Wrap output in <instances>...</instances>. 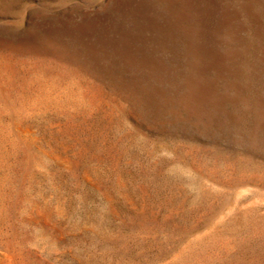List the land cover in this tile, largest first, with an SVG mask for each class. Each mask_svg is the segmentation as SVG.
Instances as JSON below:
<instances>
[{
  "label": "rangeland",
  "instance_id": "rangeland-1",
  "mask_svg": "<svg viewBox=\"0 0 264 264\" xmlns=\"http://www.w3.org/2000/svg\"><path fill=\"white\" fill-rule=\"evenodd\" d=\"M0 264H264V0H0Z\"/></svg>",
  "mask_w": 264,
  "mask_h": 264
}]
</instances>
